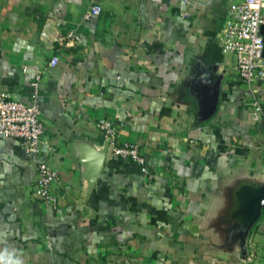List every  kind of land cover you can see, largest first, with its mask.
<instances>
[{
    "label": "crops",
    "instance_id": "1",
    "mask_svg": "<svg viewBox=\"0 0 264 264\" xmlns=\"http://www.w3.org/2000/svg\"><path fill=\"white\" fill-rule=\"evenodd\" d=\"M240 1L95 0L85 20L90 0H0V90L29 104L40 76L44 124L40 154L0 136V252L23 264H264V209L246 255L231 238L233 190L264 184V84L254 114L217 40ZM71 30L78 42L55 40ZM102 118L148 173L107 148L86 193L80 155L106 142ZM39 159L59 173L53 205L35 194Z\"/></svg>",
    "mask_w": 264,
    "mask_h": 264
},
{
    "label": "built area",
    "instance_id": "2",
    "mask_svg": "<svg viewBox=\"0 0 264 264\" xmlns=\"http://www.w3.org/2000/svg\"><path fill=\"white\" fill-rule=\"evenodd\" d=\"M91 4L84 14L88 20L99 15L101 7L90 0ZM45 24L41 31L42 38H49ZM55 40L65 45H72L80 40V35L71 30L67 34H56ZM219 47L223 54H232L238 77L252 92V107L254 114L261 113V105L254 96L255 84H264V0H241L231 3L227 10L225 23L217 35ZM58 61L56 55L51 57L50 64ZM31 83L33 92L31 103L14 100L0 90V136L14 137L21 141L26 152L40 154L41 138L44 134V124L41 120V110L38 103V80ZM97 126L104 132L107 148L111 155L130 160L140 167L143 174L148 173L146 158L133 142L120 143L116 126L111 120L102 118ZM38 176L35 184V194L47 205L55 203L51 193V185L58 180V171L46 160L37 161Z\"/></svg>",
    "mask_w": 264,
    "mask_h": 264
},
{
    "label": "water",
    "instance_id": "3",
    "mask_svg": "<svg viewBox=\"0 0 264 264\" xmlns=\"http://www.w3.org/2000/svg\"><path fill=\"white\" fill-rule=\"evenodd\" d=\"M106 154L107 142L99 148L88 143L83 147L80 155L82 162L81 178L84 181L86 193L97 181ZM233 199L234 207L230 212L231 219L234 220L231 225V238L239 243L242 253L246 255L249 233L261 217L262 209H264V184L242 182L233 190Z\"/></svg>",
    "mask_w": 264,
    "mask_h": 264
},
{
    "label": "clouds",
    "instance_id": "4",
    "mask_svg": "<svg viewBox=\"0 0 264 264\" xmlns=\"http://www.w3.org/2000/svg\"><path fill=\"white\" fill-rule=\"evenodd\" d=\"M0 264H23L13 253L0 252Z\"/></svg>",
    "mask_w": 264,
    "mask_h": 264
}]
</instances>
